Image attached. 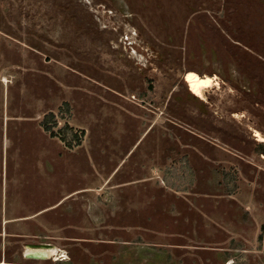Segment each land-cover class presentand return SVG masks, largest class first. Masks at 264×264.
Here are the masks:
<instances>
[{
	"label": "rangeland",
	"instance_id": "1",
	"mask_svg": "<svg viewBox=\"0 0 264 264\" xmlns=\"http://www.w3.org/2000/svg\"><path fill=\"white\" fill-rule=\"evenodd\" d=\"M257 131L264 0H0V264H264Z\"/></svg>",
	"mask_w": 264,
	"mask_h": 264
},
{
	"label": "bare ground",
	"instance_id": "2",
	"mask_svg": "<svg viewBox=\"0 0 264 264\" xmlns=\"http://www.w3.org/2000/svg\"><path fill=\"white\" fill-rule=\"evenodd\" d=\"M190 89L194 93V95L198 97H205V90L207 88H210L214 85L218 84V81L215 79L214 76L210 75H203L201 76L200 74L196 72H192L189 75L188 81H187ZM256 137L259 141L264 142V136L260 133V131L256 132ZM27 253L25 252L26 256L28 258H46L47 255L51 256L53 253L55 254L56 252V247L51 245L50 246H44V245H28L27 247Z\"/></svg>",
	"mask_w": 264,
	"mask_h": 264
},
{
	"label": "trees",
	"instance_id": "3",
	"mask_svg": "<svg viewBox=\"0 0 264 264\" xmlns=\"http://www.w3.org/2000/svg\"><path fill=\"white\" fill-rule=\"evenodd\" d=\"M53 118H54V115L53 114H50L49 117H48V119L45 121V128L47 130H51V127L47 126L46 123H49L51 121L49 119H53ZM66 127L68 128V126H66ZM261 148H262L261 151L263 152L264 151V144H262V147Z\"/></svg>",
	"mask_w": 264,
	"mask_h": 264
},
{
	"label": "water",
	"instance_id": "4",
	"mask_svg": "<svg viewBox=\"0 0 264 264\" xmlns=\"http://www.w3.org/2000/svg\"><path fill=\"white\" fill-rule=\"evenodd\" d=\"M30 245H39V244H30ZM41 245L50 246V244H47V243H41Z\"/></svg>",
	"mask_w": 264,
	"mask_h": 264
},
{
	"label": "flooded vegetation",
	"instance_id": "5",
	"mask_svg": "<svg viewBox=\"0 0 264 264\" xmlns=\"http://www.w3.org/2000/svg\"><path fill=\"white\" fill-rule=\"evenodd\" d=\"M41 244V243H40Z\"/></svg>",
	"mask_w": 264,
	"mask_h": 264
}]
</instances>
